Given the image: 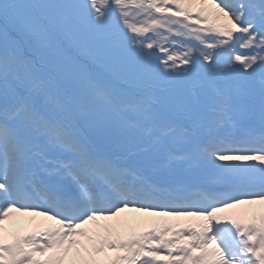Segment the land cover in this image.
I'll return each instance as SVG.
<instances>
[{"label":"snow or ice","instance_id":"6c2138e0","mask_svg":"<svg viewBox=\"0 0 264 264\" xmlns=\"http://www.w3.org/2000/svg\"><path fill=\"white\" fill-rule=\"evenodd\" d=\"M0 264H264V0H0Z\"/></svg>","mask_w":264,"mask_h":264},{"label":"rangeland","instance_id":"374dc122","mask_svg":"<svg viewBox=\"0 0 264 264\" xmlns=\"http://www.w3.org/2000/svg\"><path fill=\"white\" fill-rule=\"evenodd\" d=\"M242 50V49H241ZM242 52H244V50H242ZM129 215H134V214H129Z\"/></svg>","mask_w":264,"mask_h":264}]
</instances>
